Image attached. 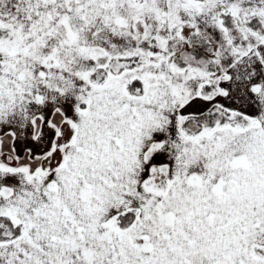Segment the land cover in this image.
Wrapping results in <instances>:
<instances>
[{
	"label": "snow or ice",
	"instance_id": "1",
	"mask_svg": "<svg viewBox=\"0 0 264 264\" xmlns=\"http://www.w3.org/2000/svg\"><path fill=\"white\" fill-rule=\"evenodd\" d=\"M0 264H264V0H0Z\"/></svg>",
	"mask_w": 264,
	"mask_h": 264
}]
</instances>
